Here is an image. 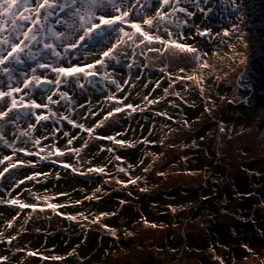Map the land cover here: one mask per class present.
<instances>
[{
  "label": "rangeland",
  "instance_id": "obj_1",
  "mask_svg": "<svg viewBox=\"0 0 264 264\" xmlns=\"http://www.w3.org/2000/svg\"><path fill=\"white\" fill-rule=\"evenodd\" d=\"M237 2L240 7L235 13L226 0L201 3L205 10L213 9L207 15L192 3L182 5L195 12L186 18L188 24L181 29L189 37L185 42L201 49L202 59L211 68L198 69L188 56L173 55L171 51L147 52L141 45L135 50V57L131 55L132 48L125 47L127 55H119V64L108 61V77L120 83L123 91L115 84L98 91L87 81H82L83 89L75 83L62 86L73 103L61 102L50 107L86 127L94 126L116 106H139L136 111L124 108L114 114L103 126L95 128L93 137L58 117L42 122L32 131L34 137H48L42 140V146L55 145L61 150L81 148L87 141V147L78 156L66 152L40 160L0 141V159L10 156L12 163L25 162L0 177V201H4L0 203V257H8L0 264H264V92L251 105H245L242 100L249 89L235 83L242 67L263 51L264 0ZM155 7V0H149L145 12L154 15ZM179 15L185 18L183 13ZM234 25L239 31L223 36L224 30H231ZM197 26L201 30L210 27L213 35L200 37L196 34ZM111 42L114 40L96 44L88 55V49L79 50L72 63L94 61ZM141 49L145 55L140 54ZM129 63H133L131 69L127 68ZM97 68L101 73L105 71ZM162 68L164 72L160 71ZM182 68L184 72L180 71ZM194 71L203 77L201 85L194 80L176 79ZM164 89H168V95ZM177 92L180 96L174 94ZM109 94L123 103L117 105L116 100H108ZM145 96L159 102L148 104ZM28 123L21 121L19 129L11 124L0 128L15 148L37 151L31 141L25 143L27 137L20 136ZM64 132L69 136H64ZM95 135L114 136L133 146L95 139ZM71 137L76 139L68 145ZM145 140L148 142H142ZM117 156L121 159H115ZM8 163L0 164V171ZM63 163L71 167L64 168ZM90 168H103L104 172H90ZM120 168L125 171H119ZM37 173L40 175L35 180L27 179ZM86 174L99 175L100 180ZM130 177L139 179L130 183ZM20 180L24 183L17 186ZM177 184L187 188L178 189ZM168 187L175 189L167 194L169 200L163 202L157 196ZM31 193L49 199L38 201ZM16 198L27 204L44 205V211L32 221L27 208L7 203ZM48 203L64 207L53 211ZM168 207L180 213L175 215ZM101 213L108 215L93 223ZM45 214L48 221L43 219ZM186 215L193 219L185 230L191 235H182L180 224L175 232L169 231L170 224L178 223ZM210 215L215 216L214 223L208 218ZM27 219L33 224L41 222L38 232L31 221L25 222ZM205 221H210L208 226ZM109 228L115 230V235ZM129 233L132 236L127 241ZM105 235L112 238H104ZM13 236L16 239L9 244L8 239ZM30 251L37 254L29 256ZM53 256L61 259H51Z\"/></svg>",
  "mask_w": 264,
  "mask_h": 264
},
{
  "label": "snow or ice",
  "instance_id": "obj_2",
  "mask_svg": "<svg viewBox=\"0 0 264 264\" xmlns=\"http://www.w3.org/2000/svg\"><path fill=\"white\" fill-rule=\"evenodd\" d=\"M208 2L209 0H155L154 15H150L145 12L148 0H145L144 3H141V0H0V125L11 124L19 129L21 121H29L27 129L20 131V136L27 137L25 143L31 141L37 151H30L24 147L15 148L4 138L2 128H0V141L8 147H12L14 151L22 152L26 156H38L40 160H47L53 155L63 156L66 152L78 156L80 151L87 147V141L81 148L69 147L66 150H61L55 145L42 146V140L48 139V137H34L32 131L42 122L58 117L66 120L73 127L79 128L82 132H86L89 137H93L95 128L103 126L105 121L114 114L124 111V108L136 111L139 106L132 104H127L124 108L116 106L109 110L104 118L94 126L86 127L83 123H76L69 116L54 111L50 107V105H60L61 102H67L69 105L73 103L69 93L61 90L62 86L70 87L75 83L83 89L84 83L82 81L92 84V78L95 77L108 80L110 84H115L118 90L123 91L120 83L115 79H109L106 70L108 61H115L119 64V55H127L124 52L125 47L132 48L131 55L133 57L136 55L135 50L143 45L147 52L162 54L171 51L173 55L179 53L190 57L196 62L198 69L211 68L209 62L202 59L201 49L186 43L185 41L189 37L181 31L188 24L186 18L195 15V12L189 11L187 7L182 5L192 3L196 9L207 15L213 9L209 7L205 10L200 5ZM226 3L231 7L232 13L239 10L240 5L237 0H226ZM180 13H183L185 18H182ZM125 26L130 30H126ZM58 27H62L63 30H57ZM237 31H239L238 26L234 25L231 30L225 29L223 36H230ZM196 34L205 38L213 35L210 27L201 30L198 26ZM216 35L220 34L217 33ZM237 38L241 39L242 37ZM105 40H114V42L100 50L97 59L90 63H72L73 57L79 50L88 49L89 51L85 55L91 54V49ZM155 45H159V47ZM144 49H141V55H145ZM240 62L243 63L244 61L241 60ZM97 66L105 71L101 73ZM132 67L133 63L127 65L128 69ZM160 71L164 72L165 69L162 68ZM180 71L184 72L185 70L182 68ZM50 74L53 75L50 76ZM176 79L194 80L198 85H201L203 77H198L194 71L192 75L178 76ZM200 91L203 94L204 88L202 86ZM164 92L165 95H168V89H164ZM174 94L180 96L178 92ZM54 97L58 98L54 99ZM107 99L116 100L117 105L123 103L122 100H117L113 94H109ZM181 99L183 98L181 97ZM144 100L148 104L159 102L157 99L150 100L148 96H145ZM143 110L140 108V111ZM156 114L167 115L166 113ZM185 123L187 124V121ZM220 130L223 131L222 126ZM63 135L69 136V133L64 132ZM117 135L122 134L118 133ZM94 138L108 139L121 146H133L132 143L117 140L114 136L95 135ZM73 139L76 137L68 139V145L72 144ZM142 142L147 143L148 141ZM46 148L50 150L47 151L46 155H41ZM51 149H54V152ZM108 151H112V149H108ZM11 159L10 156H4L0 159V164L9 161L8 166L0 171V177L10 168H16L25 163L24 161L12 163ZM115 159L121 158L117 156ZM51 162L57 163L56 160ZM62 166L64 168L71 167L67 163H63ZM89 171L103 173L104 169L90 168ZM119 171L124 172L125 169L120 168ZM37 175L40 174L28 176L27 179L35 180ZM138 179V177L135 179L130 177L128 182L136 183ZM22 183L24 180L18 181L17 186ZM117 183L124 182L117 180ZM31 195L38 201L42 198L47 202L49 199L47 196L41 197L36 193H31ZM87 198L91 199L92 197ZM0 203H4V201H0ZM7 203L18 205L20 209L30 208L33 211L37 209V205L24 203L18 198L11 199ZM77 203L80 202L77 201ZM47 207L55 211L64 205L48 203ZM39 210L44 211L43 208ZM105 215L108 214L101 213L92 222H99L101 217ZM67 218L75 219L72 216H67ZM84 218L87 219V217ZM25 222L27 223V221ZM151 226L156 227L155 224ZM8 227H12L11 222H9ZM102 227L108 228L107 225H102ZM108 230L115 235V230L110 228ZM14 239H16L15 236L9 238L8 243L11 244ZM36 254V252H28L29 256ZM7 259L8 257H0V260L3 261ZM44 259H48V257H44ZM51 259L56 260L61 259V257L53 256Z\"/></svg>",
  "mask_w": 264,
  "mask_h": 264
},
{
  "label": "water",
  "instance_id": "obj_3",
  "mask_svg": "<svg viewBox=\"0 0 264 264\" xmlns=\"http://www.w3.org/2000/svg\"><path fill=\"white\" fill-rule=\"evenodd\" d=\"M92 80L93 83H88V85L98 91H103L107 85H112L108 80H103L100 77L92 78ZM235 83L239 88L249 89L248 95L242 100L245 105H251L264 92V48L261 53L252 57L242 67L240 73L236 76Z\"/></svg>",
  "mask_w": 264,
  "mask_h": 264
},
{
  "label": "trees",
  "instance_id": "obj_4",
  "mask_svg": "<svg viewBox=\"0 0 264 264\" xmlns=\"http://www.w3.org/2000/svg\"><path fill=\"white\" fill-rule=\"evenodd\" d=\"M193 129V126H190V131ZM86 175H90V177H93V179L94 180H100V176L99 175H95V174H86ZM90 177H88V178H90ZM205 182V181H204ZM179 185V187H177L178 189H180V188H187L185 185H182V184H177V186ZM185 186V187H184ZM204 186H207L206 184L204 185ZM175 187V186H174ZM174 187H168V188H164V189H162L161 190V193L157 196V197H161V200L164 202V201H167V200H169V197L167 196V194L168 193H171V191L172 190H174L175 188ZM174 188V189H173ZM223 188H224V186L222 187V189L221 190H223ZM109 192V191H108ZM30 204H34V205H37V209H36V211H33L32 209H30V208H27L28 209V211L30 212V214H31V218H32V221L33 220H35L36 219V217L38 216V215H40V213H42L39 209L40 208H43V206L44 205H39V203H30ZM168 205V204H167ZM169 208V207H168ZM167 208V209H168ZM169 209H172V211H173V208H169ZM174 212H176L177 214H175V215H178L179 213H180V211L179 210H175ZM218 213V212H217ZM170 214V213H169ZM212 214V213H211ZM62 215V214H61ZM215 215H216V213H215ZM208 218H211L212 219V221L211 222H213L214 223V218H215V216L213 215H210V216H208ZM43 219H45V220H47L48 221V216L45 214V217L43 218ZM28 221H31V220H29V219H27V222ZM31 221V224L34 226V228H36L35 229V231L36 232H38V228L39 227H41V222H39V223H37V224H33V222ZM193 222V219L192 218H190L189 216H183L181 219H180V221L177 223L176 221H175V223H172V224H170L169 225V228L168 229H170L169 231H173V232H175V227L177 226V225H181L182 227V230H181V234L182 235H184V234H190V233H186L185 232V230H187V226L189 225V224H191ZM182 223V224H181ZM205 223L207 224L206 226H208V224L210 223V221H205ZM172 225H173V228H171L172 227ZM211 227V226H210ZM157 228H159V227H157ZM129 236H127L126 237V239L125 240H127L128 241V239L130 240L131 238H128V237H131L132 236V233H129L128 234ZM191 235V234H190ZM172 236V235H171ZM170 236V237H171ZM104 238L105 237H109V236H103ZM109 238H112L111 236L109 237ZM163 239V238H162ZM208 240H209V238H207ZM161 241H163V240H161ZM164 242V241H163ZM102 245V244H101ZM156 247H157V245H156ZM158 248H159V246H158ZM165 250H168L167 248L165 249ZM183 251V250H182ZM181 251V252H182ZM177 253H178V251H177Z\"/></svg>",
  "mask_w": 264,
  "mask_h": 264
}]
</instances>
